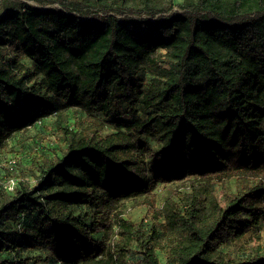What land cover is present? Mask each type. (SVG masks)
<instances>
[{
  "label": "trees",
  "instance_id": "16d2710c",
  "mask_svg": "<svg viewBox=\"0 0 264 264\" xmlns=\"http://www.w3.org/2000/svg\"><path fill=\"white\" fill-rule=\"evenodd\" d=\"M34 1H0V155L61 148L0 165V264H264V0Z\"/></svg>",
  "mask_w": 264,
  "mask_h": 264
},
{
  "label": "rangeland",
  "instance_id": "374dc122",
  "mask_svg": "<svg viewBox=\"0 0 264 264\" xmlns=\"http://www.w3.org/2000/svg\"><path fill=\"white\" fill-rule=\"evenodd\" d=\"M1 1V0H0ZM29 4H36L34 0H21ZM181 0H175V4H179ZM67 114L72 113V109L65 111ZM53 119H49L42 127L38 129H32L29 132L23 134L24 136L19 137L16 141L10 142L9 148L0 155V165H6L11 160H16L21 165L28 163L30 157L33 156V150H39V146L43 147L44 152L49 154L52 150L61 148L60 142L54 137V125ZM108 131L104 130V134ZM47 150V151H45ZM177 191L175 185L171 187H158L155 193L157 194V206H161L165 198H176L173 192ZM186 192L184 189L178 190ZM124 217L127 220L133 222H146L149 219V214L145 206H137L135 202L129 201L125 204L122 209ZM243 245L249 247L264 246V227L259 231H250L245 238L241 241Z\"/></svg>",
  "mask_w": 264,
  "mask_h": 264
},
{
  "label": "built area",
  "instance_id": "2783aa9c",
  "mask_svg": "<svg viewBox=\"0 0 264 264\" xmlns=\"http://www.w3.org/2000/svg\"><path fill=\"white\" fill-rule=\"evenodd\" d=\"M16 183H17L16 179L7 180L2 183V188L8 192H12L15 188Z\"/></svg>",
  "mask_w": 264,
  "mask_h": 264
}]
</instances>
